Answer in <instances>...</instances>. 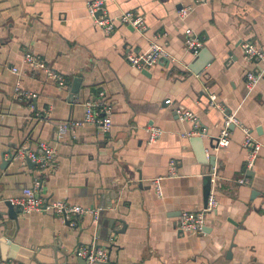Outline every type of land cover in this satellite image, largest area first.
I'll return each mask as SVG.
<instances>
[{
  "label": "crops",
  "instance_id": "1",
  "mask_svg": "<svg viewBox=\"0 0 264 264\" xmlns=\"http://www.w3.org/2000/svg\"><path fill=\"white\" fill-rule=\"evenodd\" d=\"M88 1L0 0V264H83L77 251L93 243L107 248V264H264V76L248 87L257 67L242 48L251 42L264 52V0H114L111 15L135 11L147 30L119 24L110 34L95 25ZM187 6L194 9L183 21ZM188 27L205 38L198 56L186 49ZM153 43L175 60L147 73L133 68L129 55ZM27 53L67 86L26 65ZM75 79L81 86L73 96ZM18 84L37 98H20ZM100 92L112 105L111 131L85 124L59 137L62 123L84 121L86 102ZM178 110L197 122L180 121ZM224 110L262 145L252 169L240 127L232 126L227 148H211ZM149 127L162 135L151 141ZM198 139L213 165L200 159ZM40 142L57 151L44 171L18 157ZM208 176L218 207L204 233H181L182 212L204 208ZM38 178L45 199L100 209L99 220L11 211L7 201Z\"/></svg>",
  "mask_w": 264,
  "mask_h": 264
},
{
  "label": "built area",
  "instance_id": "2",
  "mask_svg": "<svg viewBox=\"0 0 264 264\" xmlns=\"http://www.w3.org/2000/svg\"><path fill=\"white\" fill-rule=\"evenodd\" d=\"M113 1L114 0H90L87 2L86 6L88 13L97 27L109 34L115 31L119 24L132 27L140 33L147 30V24L143 15L135 11H126L118 16L111 15L108 5ZM206 1L207 0H195V4H202ZM193 9V6L182 8L180 10L181 19L185 21ZM185 34V45L187 51L195 56H198L204 49L206 42L205 38L201 37L197 32L189 27L185 30ZM242 48L244 59L257 67L255 70H252L247 74L248 87H252L255 86L264 76V52L251 42L243 43ZM128 59L131 66L141 72L147 71L156 63H161L163 59H167L169 64L171 63V60H175L171 59L167 50L162 47V45L157 43H153L151 48L146 52L129 55ZM24 62L31 69L44 71L47 76L59 87L65 88L67 86L66 79L59 73L52 70L48 66L47 62L41 57L32 53H27ZM14 72L18 73V69L15 68ZM15 91L16 94L23 100L37 98V95L34 93L22 91L20 84L17 85ZM215 98V96H211L212 105H215ZM225 113L224 127L217 138L215 150L219 151L227 148L230 145L231 127H240L245 134L244 146L248 151L247 167L252 169L257 161L262 145L256 142L248 127L243 125L235 115L228 114L227 111H225ZM177 114L182 122H197V117L193 112L178 110ZM85 124L95 125L104 133L111 131L113 126L112 105L106 99L104 92H100L97 97L86 102L84 121L62 123L59 127V137L68 132L75 133L79 127ZM148 132L150 134L151 141H155L162 135V131L154 127H149ZM201 133L198 132V134ZM56 156V149L46 142H40L35 150L21 148L18 151V157L20 159L31 160L40 171L53 168L56 163ZM171 165L174 167L176 162L172 160ZM240 183L243 184L244 180H241ZM43 184L44 182L42 179H36L32 186L26 187L23 190V197L21 199L11 200L12 204L21 209L25 214H31L33 212H54L56 215L64 217L66 221H69L71 215H92L95 221L99 220V216L101 214L100 209L90 210L81 206L68 205L62 201H48L41 193ZM218 204L215 191L212 189L208 198L207 208H203L198 212H182L178 221V229L180 232L197 234L204 233L207 223V215L216 210ZM77 255L85 260L86 264H107L110 260V254L107 248L98 247L94 243L92 245L80 247L77 251Z\"/></svg>",
  "mask_w": 264,
  "mask_h": 264
},
{
  "label": "water",
  "instance_id": "3",
  "mask_svg": "<svg viewBox=\"0 0 264 264\" xmlns=\"http://www.w3.org/2000/svg\"><path fill=\"white\" fill-rule=\"evenodd\" d=\"M132 28V27H131ZM201 53V52H200ZM202 57H204V56H202ZM229 57L230 58H232V57H234L233 56V53H230L229 54ZM212 60L213 59H209V60H206L205 62H204V66H208V65H210L211 63H212ZM233 60H234V58H233ZM161 63H163V64H167L168 63V60L167 59H163L162 60V62ZM143 73H147V71H143ZM80 81H78L77 79H75L74 80V84H73V89H72V95L74 96V95H78L79 94V91H80ZM232 128V127H231ZM199 140V141H198ZM197 141H196V143H198L199 144V146H198V154H199V157H200V159L202 160V162H211V164L213 165L214 163V161H215V157H212V158H210V160H208V157H207V154H206V148H205V146H204V143H203V140L202 139H198ZM211 148H215V146L214 145H211ZM4 163H7V162H4ZM27 163H28V165H32V161L31 160H29V159H27ZM8 164V163H7ZM211 173H213V169H211ZM207 180H208V185H207V189H206V193H205V200H204V208H207V204H208V198H209V195H210V192H211V176H208L207 177ZM253 195H255V192L253 193ZM8 202V204H9V206L11 207L10 209H13V210H11V211H14V208H15V206L12 204V202L11 201H7ZM9 212V216L11 215H13V216H17L16 215V213L14 214H12V212ZM21 212V211H20ZM204 231H206V228H205V230ZM80 263H83V264H86V262H85V260H83L82 258H80Z\"/></svg>",
  "mask_w": 264,
  "mask_h": 264
}]
</instances>
